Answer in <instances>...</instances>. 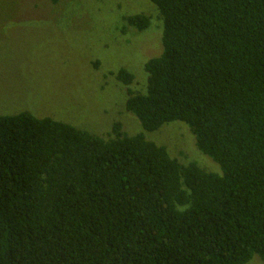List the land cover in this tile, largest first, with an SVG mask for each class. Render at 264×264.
<instances>
[{
  "label": "trees",
  "instance_id": "1",
  "mask_svg": "<svg viewBox=\"0 0 264 264\" xmlns=\"http://www.w3.org/2000/svg\"><path fill=\"white\" fill-rule=\"evenodd\" d=\"M147 1L159 55L109 74L141 132L0 115V264H264V0ZM176 121L221 174L150 138Z\"/></svg>",
  "mask_w": 264,
  "mask_h": 264
},
{
  "label": "rangeland",
  "instance_id": "2",
  "mask_svg": "<svg viewBox=\"0 0 264 264\" xmlns=\"http://www.w3.org/2000/svg\"><path fill=\"white\" fill-rule=\"evenodd\" d=\"M113 1L0 0V115L27 110L96 135L108 133L115 122L128 135L141 132L125 111V88L109 74L126 69L137 79L131 88L139 87L145 62L160 53L162 22L147 0ZM123 4L133 7L127 14H150L146 31H119ZM110 8L117 23L101 14ZM150 138L172 156L221 174L183 123L165 124ZM247 264L263 262L255 255Z\"/></svg>",
  "mask_w": 264,
  "mask_h": 264
}]
</instances>
